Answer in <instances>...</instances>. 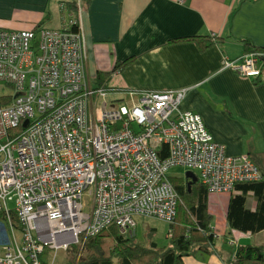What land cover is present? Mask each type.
Returning a JSON list of instances; mask_svg holds the SVG:
<instances>
[{"label":"built area","instance_id":"built-area-1","mask_svg":"<svg viewBox=\"0 0 264 264\" xmlns=\"http://www.w3.org/2000/svg\"><path fill=\"white\" fill-rule=\"evenodd\" d=\"M257 59L224 65L257 75ZM0 81L16 91L0 106V208L8 212L14 198L24 225L17 242L0 220V264H43L46 250L111 223L133 228L136 216L170 220L178 201L171 165L196 168L213 191L262 177L248 155L214 138L200 113L179 108L184 90H146L97 109L82 31L0 27Z\"/></svg>","mask_w":264,"mask_h":264},{"label":"crops","instance_id":"crops-1","mask_svg":"<svg viewBox=\"0 0 264 264\" xmlns=\"http://www.w3.org/2000/svg\"><path fill=\"white\" fill-rule=\"evenodd\" d=\"M70 11L76 12L86 40L92 83L97 70H109L116 60L135 56L109 80L119 100L125 96L132 102L146 90H184L179 108L200 113L229 153L264 155L263 55L258 54L262 67L259 83L224 65L225 60L245 52L240 37L264 47V0H0V27L22 30L40 23L63 28L62 16ZM193 34L220 35L225 41L205 50L193 41H169ZM255 189L256 183L244 182L236 184L232 192L210 194L209 209L221 234L216 242L221 250L200 251L185 257L183 264H229L236 249L232 237L224 235L230 193L246 196L255 212V240L262 238L264 192L257 195ZM5 226L17 242L21 240L19 229ZM231 234L236 242L251 239L248 231ZM3 251L0 238V254Z\"/></svg>","mask_w":264,"mask_h":264},{"label":"trees","instance_id":"trees-1","mask_svg":"<svg viewBox=\"0 0 264 264\" xmlns=\"http://www.w3.org/2000/svg\"><path fill=\"white\" fill-rule=\"evenodd\" d=\"M69 9L74 10L72 6H69ZM66 10L67 7L63 6L62 11L65 12ZM70 12L71 14L68 15V13H65L62 16L65 23L63 28L43 27L39 23L31 28V30H34L38 34L43 29H58L72 32L81 31L76 12ZM6 29L13 28L7 27ZM238 39L243 43L245 51L240 56L250 51L258 59V54H262L264 58L263 46L255 44L248 37H240ZM169 41H193L201 50H205L214 44L223 43L225 38L215 34H193L171 38ZM134 59L135 56L127 57L123 60H116L111 69L97 70L96 80L93 83L91 82L95 88L93 94L94 102H96L95 96L99 98L105 97L101 95L100 91L115 89L109 84L111 76L116 72L122 71ZM232 59L234 58H229V60ZM258 59L257 66L261 70L257 75H246L240 73L235 68H227L248 76L254 83H259L262 81V67L258 64ZM32 67L36 69V66L32 65ZM12 86L4 81H0V106L9 103L12 97L15 96L16 91L14 88L13 93H7L4 90L7 87L12 88ZM116 101L119 100H111L110 104ZM12 130L17 131L18 127ZM163 152L158 153L159 157L163 158L168 154ZM256 156L248 155L257 164L262 177L259 180L246 183H256L255 193L261 195L264 192V155L262 152H258ZM166 174L178 194V201L174 216L170 220H165L170 225L167 232L168 240L165 244L161 245L153 239L152 235L154 234L155 227H149L146 233L147 235L143 239L138 237L137 224L133 228L122 231L115 223H111L95 234L86 237L81 235L77 243L72 244L66 249L61 248L55 251L46 250L44 260L42 261L43 264H183L185 257L193 256L200 251L218 253L221 247L217 246L216 242L221 234L215 228L214 216L209 209L210 194L232 192L236 184L230 190L213 191L202 181L200 172L199 174L195 173L197 180L190 184V178H187L185 175L172 176L167 173V170ZM12 200L14 201V198H11L7 202L8 212L5 208H0V219L3 218L8 227H16L21 231L24 229V225L15 211V202L14 205L10 204ZM225 216L228 229L224 235L226 237L231 236V243L236 245V249L229 259V264H264V235L259 240H255V231L252 230L255 224V212L247 205L244 194L230 193ZM234 230L235 232H250V241L236 242L235 237H233L234 235L231 234Z\"/></svg>","mask_w":264,"mask_h":264},{"label":"rangeland","instance_id":"rangeland-1","mask_svg":"<svg viewBox=\"0 0 264 264\" xmlns=\"http://www.w3.org/2000/svg\"><path fill=\"white\" fill-rule=\"evenodd\" d=\"M246 54H251L250 51H248ZM92 81H94L92 79ZM5 92L7 93H13L14 90L11 87L4 88ZM105 93V97L99 98L98 96H95V101H96V108L97 109H103L108 107L110 104L111 100H119L120 95L116 94V90H105L103 91ZM125 99L119 100L117 102H122V103H129L128 97H123ZM130 98V97H129ZM137 126V125H136ZM187 170L194 171L196 174H199L198 170L195 169L194 167L186 166V165H171L167 169V173L172 175V176H184L185 172ZM190 181V180H189ZM11 205H14V201H10ZM217 215L215 214V217ZM136 229H137V234L139 238H145L147 235L146 233L148 232L149 227H155L154 234L152 235L153 239L157 241L159 244L163 245L167 242V232L170 228V225L167 221L161 218L157 217H141V216H136ZM214 223H215V218H214Z\"/></svg>","mask_w":264,"mask_h":264},{"label":"water","instance_id":"water-1","mask_svg":"<svg viewBox=\"0 0 264 264\" xmlns=\"http://www.w3.org/2000/svg\"><path fill=\"white\" fill-rule=\"evenodd\" d=\"M27 121H28V120H26L25 123H26ZM185 176H186L187 178H190L189 184H190L191 182L197 180V175H196L193 171H191V170H187V171L185 172Z\"/></svg>","mask_w":264,"mask_h":264}]
</instances>
